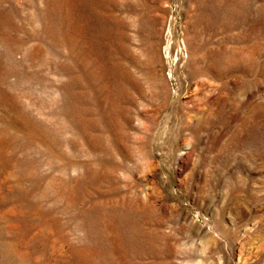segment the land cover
Masks as SVG:
<instances>
[{
	"label": "rangeland",
	"instance_id": "374dc122",
	"mask_svg": "<svg viewBox=\"0 0 264 264\" xmlns=\"http://www.w3.org/2000/svg\"><path fill=\"white\" fill-rule=\"evenodd\" d=\"M0 264H264V0H0Z\"/></svg>",
	"mask_w": 264,
	"mask_h": 264
}]
</instances>
